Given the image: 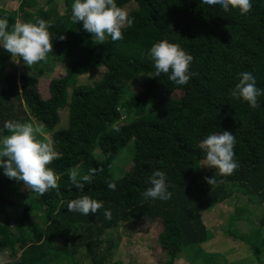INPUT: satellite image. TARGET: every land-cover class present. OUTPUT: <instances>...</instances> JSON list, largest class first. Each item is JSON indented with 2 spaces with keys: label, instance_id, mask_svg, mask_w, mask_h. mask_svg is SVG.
<instances>
[{
  "label": "trees",
  "instance_id": "trees-1",
  "mask_svg": "<svg viewBox=\"0 0 264 264\" xmlns=\"http://www.w3.org/2000/svg\"><path fill=\"white\" fill-rule=\"evenodd\" d=\"M72 3L0 0V19L9 30L18 18L44 19L54 37L46 60L31 66L22 61L21 68L0 46V134H9L5 121L31 123L41 129L39 139L48 142L49 135L59 155L50 165L59 189L43 196H25L23 183L0 169V264H124L117 251L126 237L117 230L126 225L159 227V264H193L200 256L210 264L213 232L204 215L233 203L232 228L239 217L252 222L249 206L264 210V97L252 109L230 95L242 71L252 72L264 88V0H253L246 15L201 0H117L132 23L122 40L104 44L73 23ZM163 39L192 55L187 85L156 75L148 50ZM42 78L47 96L40 91ZM225 130L236 138L239 167L231 176L203 166L199 147ZM131 141V161L115 177L111 164ZM90 170L92 183L77 189L70 173ZM157 170L165 173L168 201L142 195ZM109 183L116 189H108ZM83 195L103 201L111 219L104 208L95 215L69 213L68 202ZM262 224L253 235L229 229L224 247L247 246L264 264Z\"/></svg>",
  "mask_w": 264,
  "mask_h": 264
},
{
  "label": "clouds",
  "instance_id": "clouds-1",
  "mask_svg": "<svg viewBox=\"0 0 264 264\" xmlns=\"http://www.w3.org/2000/svg\"><path fill=\"white\" fill-rule=\"evenodd\" d=\"M201 4L222 12L238 10L246 15L253 8V0H201ZM73 23L82 26L92 34L94 43L104 44L110 38L116 42L124 38V31L132 20L128 12L118 6L117 0H73L71 6ZM51 25L44 19L36 23L17 22L9 30L6 19H0V46L11 55L13 60H21L27 66L46 60L53 52L54 37L50 33ZM64 39L63 36L59 37ZM148 56L153 62L156 75H167L168 80L178 86L187 85L193 76L190 66L193 61L191 54L178 44L166 39L160 40L148 50ZM230 95L233 99L246 102L250 108L260 107V98L264 97V88L257 86L256 77L252 72L238 73L237 83ZM3 128L8 135L0 134V169L9 179L22 182L32 193L43 196L51 189H59V176L50 167L53 160L59 155L50 142L38 138L41 129L31 123L5 121ZM236 138L230 131L212 133L201 140L199 147L204 153V165L214 169L221 176H231L238 169L239 163L235 159ZM94 171L80 174L77 171L70 173L69 179L79 190L85 184H91ZM149 185L143 192L145 200L168 201L172 197L169 185L166 183L165 173L154 171L146 180ZM209 184L215 179H208ZM108 189L115 190L116 185L109 183ZM104 208V202L83 195L68 202L69 213L95 215ZM104 216L111 219L112 212L104 208Z\"/></svg>",
  "mask_w": 264,
  "mask_h": 264
},
{
  "label": "rangeland",
  "instance_id": "rangeland-1",
  "mask_svg": "<svg viewBox=\"0 0 264 264\" xmlns=\"http://www.w3.org/2000/svg\"><path fill=\"white\" fill-rule=\"evenodd\" d=\"M7 3L10 5V1ZM31 9L36 10V6ZM17 22H22V19L18 18ZM10 62L13 63L15 67H22V60L20 63H17L13 59ZM58 74H60V71L55 72V75ZM44 81L45 79L42 78L40 91L42 95L47 96L45 93L46 85L43 84ZM48 136L49 135L45 134L48 142H50ZM133 152V141L129 142L127 146L119 152V155L111 164L112 172L115 174V177L124 175V171L131 161ZM30 192L31 191L27 190L24 195L27 196ZM15 198L17 199V196ZM248 209L251 212L249 215L252 222L249 221L250 223H248L246 221L247 219L239 217L238 219H234L232 228L229 224L233 217H235V207L233 203L217 205L213 210L204 215V219L213 232V236L211 235L212 239L208 243V246L211 245V247L207 250L210 254H206L210 258H213L210 264H259L257 258L250 250H247V246L240 248L237 244L230 246L225 243L226 247L223 245L224 241L230 238L229 234L227 235L229 229L253 235L254 231H258L261 228L264 220V210L258 206H249ZM10 214L13 215L12 212ZM117 231H119L123 237H126L125 239L123 238V243L117 251V258L121 259L124 264H159L161 254L160 248L156 243V235L159 231L158 226L133 229L131 226L126 225ZM202 258L201 256L198 257L197 261L193 264H204V261L200 260Z\"/></svg>",
  "mask_w": 264,
  "mask_h": 264
}]
</instances>
